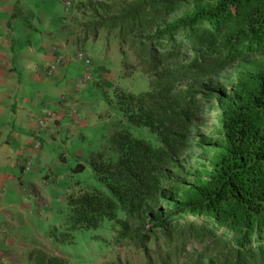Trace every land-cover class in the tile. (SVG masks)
<instances>
[{
	"label": "trees",
	"instance_id": "obj_1",
	"mask_svg": "<svg viewBox=\"0 0 264 264\" xmlns=\"http://www.w3.org/2000/svg\"><path fill=\"white\" fill-rule=\"evenodd\" d=\"M74 8L85 32L105 30L130 56L125 66L148 76L146 90L118 88L113 98L126 124L147 128L159 145L117 123L89 161L99 186L75 183L66 229L53 228L51 238L70 243L107 219L143 264H264V0H86ZM231 66L232 91L211 90ZM213 109L216 132L199 136ZM193 150L212 155L211 167H188ZM28 258L71 264L41 248Z\"/></svg>",
	"mask_w": 264,
	"mask_h": 264
},
{
	"label": "crops",
	"instance_id": "obj_2",
	"mask_svg": "<svg viewBox=\"0 0 264 264\" xmlns=\"http://www.w3.org/2000/svg\"><path fill=\"white\" fill-rule=\"evenodd\" d=\"M85 21L77 8L66 13L64 0H0V259L7 264H33L29 252L43 249L55 226L51 222L58 219L50 183L69 167L70 155L86 169L114 124L113 93L118 88L132 91L124 80L132 77V68L123 63L125 58L133 63L130 56L122 55L117 41L104 37L103 30L97 36L85 32ZM80 50L92 62L87 82L78 81L88 69L77 58ZM56 54L65 60L49 74ZM102 57L110 62L102 63ZM72 107L78 111L77 123L69 114ZM47 108L54 114L39 150L34 147L37 120Z\"/></svg>",
	"mask_w": 264,
	"mask_h": 264
},
{
	"label": "rangeland",
	"instance_id": "obj_3",
	"mask_svg": "<svg viewBox=\"0 0 264 264\" xmlns=\"http://www.w3.org/2000/svg\"><path fill=\"white\" fill-rule=\"evenodd\" d=\"M181 13L179 15H181ZM103 32V36L106 37L105 30H103ZM108 40H111L113 44L116 42L114 37H110ZM256 58L257 56H253L252 60H255ZM106 59L109 61L108 57H102V63L105 62ZM236 73L237 66L229 67L219 77L210 80V89L217 93H227L232 91V82L235 79ZM129 74L132 75V77L129 76L130 78H124V80L128 82L130 85L129 87L133 92L146 90L148 88V76L140 73L136 68L132 70L130 69ZM61 100H66V97ZM69 114L73 118V107L70 108ZM114 114L115 116H110L114 121V124L110 128L109 134L113 131L115 125L120 123V126L129 127L135 136L143 137L154 145H159L157 136L151 133L147 128L135 126L130 127L126 124L122 115L118 113V111H115ZM74 123H77V121H74ZM196 132L199 136H209L216 132V117L214 109L211 111L209 120L205 126L200 127ZM97 137H99L98 145H102L103 137L101 134ZM104 144L105 146L101 149H104L107 146L105 142ZM69 157L68 165L70 168L68 166L64 167L63 172H65V174L61 172L58 181L55 184L50 183L51 188L54 189L53 192L57 196L56 201L53 203V211L55 214H58V219H53L51 222L55 225L51 230L57 228L59 232L65 230L67 224V205L66 202L61 199V196L64 195V191H66V186L70 185L69 189L71 191L72 188L77 189L76 184L74 183L75 181H80V183L90 186H99L100 184L88 162H86V169L84 171L74 172L72 169L77 165V158L71 157V155ZM211 164L212 155L202 157L198 150H193L187 159L188 167L194 170L209 168L211 167ZM120 217H123V214H120ZM42 227L47 229L46 224ZM117 231L118 225L113 221L105 219L102 225L95 230H80L73 233L72 241L65 244L56 242L51 238L49 232L50 238L45 240L43 249L50 254H58L66 257L71 264H111L116 260H128L131 264H143L144 260L141 251L131 247L129 240H118Z\"/></svg>",
	"mask_w": 264,
	"mask_h": 264
},
{
	"label": "built area",
	"instance_id": "obj_4",
	"mask_svg": "<svg viewBox=\"0 0 264 264\" xmlns=\"http://www.w3.org/2000/svg\"><path fill=\"white\" fill-rule=\"evenodd\" d=\"M64 5H65L66 13H70L72 8H73V5H74V0H64ZM77 58L79 60H82L88 66V69L86 71H84V73H82L81 76L78 77V81L79 82H85V81L87 82V81L92 80V70L90 68L92 62H91L90 57L87 54H85L83 51L80 50L77 53ZM64 60H65V57L62 54H56L55 63L53 65H51L48 69L49 74L52 73L56 69V65L58 63H61ZM62 99H65V97H63ZM53 114H54V111L51 108H47L44 111V114L42 115V117L37 120V130H36L37 134L36 135H38L39 137H36L34 140V147L36 149L40 150L42 148L41 137H43L45 130L47 128L48 121L50 118L53 117ZM72 116H73V121H75V122L78 121V111H77V108H75V107H73V115ZM75 116H76V118H75ZM31 164H32L31 160H28L25 164L26 165L25 168L29 170L31 168ZM0 264H7L5 258L0 259Z\"/></svg>",
	"mask_w": 264,
	"mask_h": 264
}]
</instances>
